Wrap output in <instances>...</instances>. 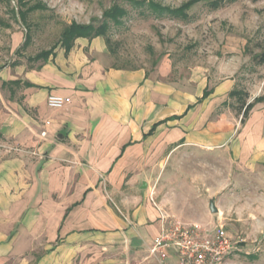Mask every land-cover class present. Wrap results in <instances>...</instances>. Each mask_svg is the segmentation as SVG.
Returning <instances> with one entry per match:
<instances>
[{
	"label": "crops",
	"instance_id": "crops-1",
	"mask_svg": "<svg viewBox=\"0 0 264 264\" xmlns=\"http://www.w3.org/2000/svg\"><path fill=\"white\" fill-rule=\"evenodd\" d=\"M23 42L11 33L10 55ZM108 60L103 37L67 54L58 44L31 68L0 59V264H30L41 248L36 264H157L147 247L164 214L134 187L152 153L166 162L208 132L193 120L198 100ZM50 95L69 102L50 109Z\"/></svg>",
	"mask_w": 264,
	"mask_h": 264
},
{
	"label": "rangeland",
	"instance_id": "rangeland-1",
	"mask_svg": "<svg viewBox=\"0 0 264 264\" xmlns=\"http://www.w3.org/2000/svg\"><path fill=\"white\" fill-rule=\"evenodd\" d=\"M137 1L142 4L27 0L45 9L20 22L12 12L20 10L17 0H0V21L8 25L0 26L1 62L23 60L27 67L36 66L40 61L30 65L27 59L55 49L66 26L108 22L109 66L143 69L153 79L176 86L184 103L198 100L193 120L197 130L208 132L194 136L192 149L180 150L166 162L168 152L152 153L134 191L147 193L163 216L208 228L222 225L233 239L243 240L230 264H264V102L241 123L239 104L229 96L236 90L247 94V103L264 98V63L254 59L264 52V0H224L216 10L209 9L210 0H203L187 11V19L164 8L177 9L189 0ZM113 6L126 12L118 23L103 16ZM14 31L23 39L27 34L29 41L10 55ZM204 89L212 94L200 101ZM210 201L217 212H210ZM44 252L41 248L27 255L30 264Z\"/></svg>",
	"mask_w": 264,
	"mask_h": 264
},
{
	"label": "built area",
	"instance_id": "built-area-1",
	"mask_svg": "<svg viewBox=\"0 0 264 264\" xmlns=\"http://www.w3.org/2000/svg\"><path fill=\"white\" fill-rule=\"evenodd\" d=\"M68 102V98L54 95L46 99L50 109H60ZM159 220L158 235L147 247L148 258L157 264H168L170 256L174 264H230L243 243L241 239H233L222 225L208 228L167 216H161Z\"/></svg>",
	"mask_w": 264,
	"mask_h": 264
},
{
	"label": "trees",
	"instance_id": "trees-1",
	"mask_svg": "<svg viewBox=\"0 0 264 264\" xmlns=\"http://www.w3.org/2000/svg\"><path fill=\"white\" fill-rule=\"evenodd\" d=\"M128 1L132 2L134 5H141L142 4V1H137V0H128ZM201 1H203V0H189L186 3L182 4L177 9L166 10L164 8V10L169 12L170 14H173V15L181 14L182 18L187 19L188 18L187 11L193 5H195L196 3L201 2ZM228 1H230V0H228ZM223 2H224V0H210L208 3V7L211 10H216L222 5ZM17 6L20 10H17L16 13L14 12V10L12 12L14 13V15H17L20 22H25L27 19V16L30 13L45 9V7L42 4H40L39 2L30 6L28 4L27 0H17ZM125 13L126 12L123 8H120L119 6H113L108 11H106L103 14V16H104V19L107 21L111 20L114 23H118V20L121 17H123L125 15ZM0 26L4 27V28L8 27V25L3 24L1 21H0ZM107 29H108V22H106V21H103L97 27H93L92 25H82V24H77V23H71L70 25L66 26L63 29V31L61 32L58 44L64 49L66 54L71 50V48L74 45L75 40L78 38L93 39L96 37H103V38H105L106 45H108L109 39L106 36ZM28 41H29V36L26 34L24 37V42H23L21 48H18L15 51L16 55L18 54L20 49H22L26 46ZM53 50H54V48H51V49L46 50V51H42V52L38 53L37 55H35L34 57L27 59V63L31 64V63H35V62H39V61L41 63H46L48 58L50 57V55H52ZM258 57H259V63H264V52L260 56H255L254 59H256ZM31 67L32 66H30V68ZM38 68H40V66H38ZM10 84L19 85L18 82H13ZM3 85H5V84H3ZM24 86L29 87V84L25 83ZM210 93H211V90L208 91V90L204 89L203 94H202V98L200 100H203L206 97H208V95ZM229 96L231 98H234L239 104V107H240L239 111L242 115L241 123H243V121H245L248 118L249 112L253 109V107L256 104L264 102V98L259 97V98L253 99L252 102L247 103V101H246L247 94H245L243 92L241 93L240 91H236V90H233L232 92H230ZM153 130L154 129H152L151 132H153Z\"/></svg>",
	"mask_w": 264,
	"mask_h": 264
},
{
	"label": "water",
	"instance_id": "water-1",
	"mask_svg": "<svg viewBox=\"0 0 264 264\" xmlns=\"http://www.w3.org/2000/svg\"><path fill=\"white\" fill-rule=\"evenodd\" d=\"M142 187L144 188L145 187V183H142ZM209 209H210V212H217L216 208L214 207V204L212 201L209 202Z\"/></svg>",
	"mask_w": 264,
	"mask_h": 264
}]
</instances>
